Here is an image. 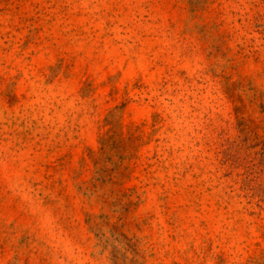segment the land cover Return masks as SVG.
<instances>
[{
    "label": "rangeland",
    "instance_id": "1",
    "mask_svg": "<svg viewBox=\"0 0 264 264\" xmlns=\"http://www.w3.org/2000/svg\"><path fill=\"white\" fill-rule=\"evenodd\" d=\"M0 264H264V0H0Z\"/></svg>",
    "mask_w": 264,
    "mask_h": 264
}]
</instances>
